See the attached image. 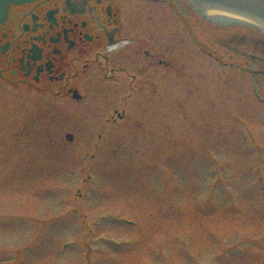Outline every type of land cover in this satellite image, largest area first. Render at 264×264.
Listing matches in <instances>:
<instances>
[{"label":"rangeland","instance_id":"1","mask_svg":"<svg viewBox=\"0 0 264 264\" xmlns=\"http://www.w3.org/2000/svg\"><path fill=\"white\" fill-rule=\"evenodd\" d=\"M138 4L173 43L139 125L104 129L110 107L91 127L89 96L55 99L57 117L0 91V264H264L259 31L230 49L221 39L245 27L185 12L193 28L180 13L190 0Z\"/></svg>","mask_w":264,"mask_h":264},{"label":"flooded vegetation","instance_id":"2","mask_svg":"<svg viewBox=\"0 0 264 264\" xmlns=\"http://www.w3.org/2000/svg\"><path fill=\"white\" fill-rule=\"evenodd\" d=\"M139 10L137 0H0L1 93L16 90L57 117L66 113L55 99L89 96L91 127L110 107L105 129L139 125L141 97L152 104L157 66H172L173 45L158 41L154 19Z\"/></svg>","mask_w":264,"mask_h":264},{"label":"water","instance_id":"3","mask_svg":"<svg viewBox=\"0 0 264 264\" xmlns=\"http://www.w3.org/2000/svg\"><path fill=\"white\" fill-rule=\"evenodd\" d=\"M259 2H263L264 3V0H259ZM211 4H212V2H211ZM217 4H219V3H217ZM204 10L209 15H217V16L218 15H225V16L240 17V18H246L247 19V17H245L244 15H241L239 13H235L233 11H230V10H227V9H224V8H221V7H211V6H207ZM234 25L241 26V27H245V26L240 25V24H234ZM245 28L254 29V28H251V27H245Z\"/></svg>","mask_w":264,"mask_h":264}]
</instances>
